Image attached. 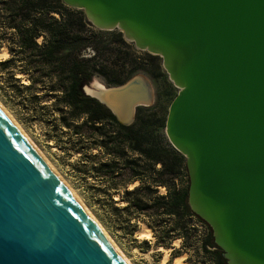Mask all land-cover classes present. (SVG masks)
<instances>
[{"label":"water","instance_id":"1","mask_svg":"<svg viewBox=\"0 0 264 264\" xmlns=\"http://www.w3.org/2000/svg\"><path fill=\"white\" fill-rule=\"evenodd\" d=\"M162 59L179 87L165 134L185 157L188 205L227 264H264V0H63ZM82 86L122 125L151 81ZM0 264H127L0 108Z\"/></svg>","mask_w":264,"mask_h":264},{"label":"trees","instance_id":"2","mask_svg":"<svg viewBox=\"0 0 264 264\" xmlns=\"http://www.w3.org/2000/svg\"><path fill=\"white\" fill-rule=\"evenodd\" d=\"M0 28V44L5 42L9 49L8 56L0 59L4 99L35 113L44 110L39 105L42 98L52 100L51 112L60 127L59 134L75 137L73 149L84 152L83 160L89 161L85 152L91 148L109 157L95 168L100 180L107 176L113 188L118 187V179L127 173L129 181L123 182L124 188L131 181H139L133 189H125L128 206L123 210L140 212L154 207L157 213L161 209L162 214L173 218V230L183 229L184 219L202 223L208 234L200 245L205 260L201 264H227L210 226L188 205L185 157L160 130L155 113L148 107H138L133 123L122 125L104 105L83 91L82 86L93 75L108 71H101V63L96 60L101 52L98 47L93 45V55H83L97 34L83 10L63 0H0ZM121 80L125 79L115 78L111 83L119 84ZM178 178L185 180L181 188L176 185ZM158 186L166 188L165 196L156 195ZM146 191L155 196L149 199L147 195L146 199Z\"/></svg>","mask_w":264,"mask_h":264},{"label":"rangeland","instance_id":"3","mask_svg":"<svg viewBox=\"0 0 264 264\" xmlns=\"http://www.w3.org/2000/svg\"><path fill=\"white\" fill-rule=\"evenodd\" d=\"M90 24L97 34L92 47L87 48L83 55L85 57L93 55V45L98 47L101 52L99 51L96 60L101 63V71L103 68L108 70L93 75L91 80L98 81L104 86H113L117 85L111 83L115 78L125 79L121 80L123 83L132 74L145 75L151 81L154 90V101L148 106V109L154 112L160 120V130L165 134L169 105L176 96L179 87L169 78L161 57L135 46L120 29H100L92 23ZM2 32L0 28V38ZM38 42H41V38L38 39ZM5 47L8 53L7 44L5 42L0 44V49ZM4 58L6 57L0 55V59ZM115 71H119V73L117 74ZM17 76L21 75L17 74ZM22 82L28 84L25 78H22ZM0 84L3 85L1 75ZM1 91L2 89H0L1 105L7 109L32 142L45 154L65 182L75 191L79 199L133 264H160L164 250L168 251L167 264H170L174 257L180 255H183L184 258L182 264H201L202 261H205L200 245L206 238L208 229L202 223L184 219L185 228L173 230V218L162 214L161 209L157 213L154 211V207L140 212L131 209L123 210L128 206L125 189H133L139 184V181H131L124 188L123 182L129 181L127 173L118 179V187L113 188L110 178L107 176V178L103 176L100 180L101 177L95 168L100 161H107L109 157L100 150L91 148L85 152L90 157L89 161L83 160L81 153L84 152L80 150L78 153V150L73 149L75 137L69 133L67 135L59 134L60 127L54 121L55 114L53 115L51 112L52 100L42 98L39 105L44 110L35 113L30 109L22 110L21 106L13 101L8 102L4 99ZM141 108L147 107L141 106ZM83 162L86 165L82 164ZM184 181L183 178L181 180L178 178L177 187L184 186ZM157 194L165 196L166 188L158 186ZM147 195L150 196L149 199L155 196L149 191H146L144 197ZM145 198L148 199V196ZM151 202L149 200L148 203L151 205ZM141 224H145L151 230L152 238L143 239L137 236Z\"/></svg>","mask_w":264,"mask_h":264},{"label":"bare ground","instance_id":"4","mask_svg":"<svg viewBox=\"0 0 264 264\" xmlns=\"http://www.w3.org/2000/svg\"><path fill=\"white\" fill-rule=\"evenodd\" d=\"M0 55H3L4 57L8 56L6 47L0 49ZM97 87H100L102 89V85L97 84ZM0 108L4 111V113L7 115V117L11 120V122L18 128V130L24 135V137L30 142V144L36 149L38 154L44 159V161L48 164V166L52 169V171L58 176V178L64 183V185L68 188V190L71 192V194L75 197V199L78 201V203L83 207V209L88 213V215L91 217V219L98 225V227L101 229L103 234L106 236L108 241L115 247L119 255L122 257V259L127 263V264H133L131 260L123 253V251L116 245L115 241L113 238L103 229V227L99 224L97 219L93 216V214L89 211V209L84 205V203L79 199L75 191H73L70 186L65 182V180L62 178L60 173L57 171V169L50 163V161L47 159L45 154L32 142V140L28 137L27 133L24 131V129L19 125V123L13 118V116L7 111V109L1 105L0 103ZM137 236L139 238L143 239H150L152 238L151 235V230L145 225L141 224L137 231ZM178 241V240H176ZM175 241V242H176ZM164 254L161 258L160 264H167L168 261V251L164 250ZM183 255L176 256L172 259L170 264H182L183 261Z\"/></svg>","mask_w":264,"mask_h":264}]
</instances>
